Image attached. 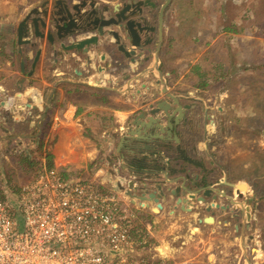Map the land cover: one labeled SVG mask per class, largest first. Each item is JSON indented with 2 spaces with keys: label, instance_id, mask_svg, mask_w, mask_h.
<instances>
[{
  "label": "crops",
  "instance_id": "0c3cea01",
  "mask_svg": "<svg viewBox=\"0 0 264 264\" xmlns=\"http://www.w3.org/2000/svg\"><path fill=\"white\" fill-rule=\"evenodd\" d=\"M177 4L179 19L177 21L172 19L166 27L165 42L158 65H164L170 89L182 94L185 104H194L190 109L179 112L180 118L177 120V125L175 122L174 132L180 137L181 145L186 152L192 158L202 162L203 166L183 161L176 150L177 143L171 136H166L167 144L164 147L134 151L135 146L145 147L148 144L142 139L134 141L135 136H131L130 131L136 130L140 133L142 130L141 126L138 127L133 122L137 119V123H141L146 119L142 118L140 121L141 114L145 113L146 115L151 111L154 101L146 104L143 100L149 90H158L155 81L157 70L151 72L152 74L149 71L145 72L146 70L134 73V70L141 65L139 61L132 62L129 68L123 71L120 86L116 88L89 85L82 91H73L67 98H65L64 92L59 89L54 98V106L49 112L50 119L54 121L53 127L57 126L59 122L87 125L94 139L100 141L96 145L91 142L94 146L86 149L85 152L86 158L89 157L90 161L97 158L106 160L107 167L98 166L94 179L96 181L99 179L98 181L107 185L116 184L119 188V196L130 204V210L135 215L134 221L137 227L149 238L150 253L156 264H223L224 260L230 257V246L234 245V241L232 242L229 237V234L233 233V226L236 223L234 206H231L229 210L224 207H213L211 211H208L206 207L209 202L203 203L189 199L184 189L181 192L186 201L182 204H179L177 197L165 188V194L160 198L161 206L152 200L139 199L144 189L150 192L156 191L157 185L164 179V176L170 178L183 176L184 173H181L180 170L185 167L189 174L186 182L179 180L168 183L166 186L176 188V186L185 183L194 191L210 185L218 187L217 179L212 178L213 174L226 172L215 156L214 147L211 145L214 133L203 134L197 125L200 109L205 110L209 108L208 104L211 105L209 97H204L201 94L208 86V77L216 74L210 72L208 68H204L205 66L199 58L191 62L188 59L191 53L188 48L186 49V44L188 46L196 43L203 44L204 27L203 25L198 27L195 23L188 21V0H177ZM3 12L6 13V11ZM11 12L9 18L7 17L3 22L11 21ZM218 23L212 22L207 28L212 33V45L220 43V48L225 45L229 52V43L234 44V35L237 34V31L229 23L224 26ZM14 62L18 65L17 68H14ZM19 62L20 58L17 63V60L7 55L5 64L0 65V120L6 125L4 127L0 122V127L5 132L0 135V141L9 137L8 132H12L15 127L24 129V132L22 134L14 132L16 134L13 137L28 138L32 127H34V122L22 119L21 116H27L32 111V106L39 110L42 109V102H40L42 88L48 85L46 77L43 76L41 65L32 82H23L22 64L20 70ZM152 63L156 64L157 61L153 59ZM221 66L222 63L219 64L218 69H221ZM218 69L217 73L219 74ZM225 70L229 73V70H234V68L228 64ZM186 75L189 79H186ZM97 77L98 75L92 76L90 81L94 82ZM198 78L201 79L200 82H198ZM217 78L219 77L217 76ZM28 85L29 88H27ZM104 88L115 91L109 96L110 103L102 102L101 93ZM193 97L202 98L204 104L201 105L197 100H188ZM60 103H64V105L60 106ZM176 110L173 113H176ZM67 113H70L71 116H67ZM8 115H11L12 118ZM150 115L148 114V116ZM155 116L157 119H161L162 125L168 124L169 118H166L163 111ZM36 126L42 127L41 123H37ZM155 132L163 134L164 130L161 127V129H155ZM136 138L138 137L136 136ZM91 139L93 138H87V140ZM99 164L102 165V161ZM105 171L108 173L101 176L100 174ZM130 181L134 182L132 189L129 188ZM121 186L125 189H121ZM227 201L228 199L224 197H218V202L221 204H227ZM142 204L145 207H140ZM184 206L192 209L188 211L184 209ZM207 215H212L214 221H204ZM194 229L195 232H193ZM226 231L227 233H225ZM186 246H195V252L189 254L191 250H186ZM182 254L185 259L176 261L175 257Z\"/></svg>",
  "mask_w": 264,
  "mask_h": 264
},
{
  "label": "rangeland",
  "instance_id": "374dc122",
  "mask_svg": "<svg viewBox=\"0 0 264 264\" xmlns=\"http://www.w3.org/2000/svg\"><path fill=\"white\" fill-rule=\"evenodd\" d=\"M26 3V0H0L2 66L7 55L18 63L15 33L20 10ZM188 6V21L198 27H204L203 44H186V49L191 53L188 59L194 62L199 58L204 68L216 74V77H208V86L201 95L209 97L210 103L214 105L211 114L215 123L208 125L207 129L209 133H214L211 145L226 171L218 174L230 182L246 184L248 191L244 188L240 190L245 191L244 195L248 197L252 216L249 228L244 232V240L241 236L242 230L228 233L234 245L230 246V257L224 260L223 264H264V0H188ZM10 11L11 27L9 21L3 22L9 18ZM212 22H219L221 26L229 23L236 29L234 44L229 43V52L225 45L221 48L220 43L212 45V33L207 29ZM220 63L222 66L218 69ZM14 64V68H17L16 62ZM228 64L234 68L229 70V73L225 70ZM222 72L224 74H221ZM186 79H189L187 75ZM200 80L198 78V82ZM67 116L71 114L67 113ZM53 123L51 119L48 124H44L41 134L35 135L34 138L16 136L0 141L3 189L14 197L20 186L31 179L43 160H48L47 154L50 153L54 158V166L64 170L72 179L94 181L106 191L119 190L116 184L107 185L98 181L99 179H94L98 166L107 167V164L104 158L94 161L86 158L85 152L94 144L100 143L94 139L90 128L87 125L82 127L64 122H59L53 127ZM2 126L5 127V123H2ZM35 130L34 126L30 133L34 134ZM14 132L22 133L24 129L15 127L8 134L13 135ZM1 134L5 132L0 127ZM88 137L93 139L87 140ZM24 156H28L34 165L23 164L21 159ZM101 161L102 165L99 164ZM107 173L105 171L100 175ZM214 175L216 176L215 173ZM18 222L19 231H22L23 216L18 217ZM185 249L191 250V254L195 252L196 247L186 246ZM183 259V254L175 257L178 262Z\"/></svg>",
  "mask_w": 264,
  "mask_h": 264
},
{
  "label": "flooded vegetation",
  "instance_id": "af4514ba",
  "mask_svg": "<svg viewBox=\"0 0 264 264\" xmlns=\"http://www.w3.org/2000/svg\"><path fill=\"white\" fill-rule=\"evenodd\" d=\"M26 2L20 10L15 33L20 58L19 69L21 70L23 64V82H32L41 65L43 76L48 83L47 87L42 88L40 101L42 109L32 106L33 109L27 116H21L22 119L34 122L36 130L28 137L40 135L43 125L51 120L49 112L54 106V98L59 89L67 98L73 91H82L89 85L116 88L120 86L123 71L129 68L132 62L139 61L141 64L134 73L141 70L150 73L158 71L155 78L158 90H149L143 100L146 104L154 101L152 109L171 105L180 115L179 112L194 105L185 104L182 94L170 89L164 65H158L165 42L166 27L172 19L175 21L179 19L177 0H26ZM20 24L21 44L18 37ZM126 24L130 26V32L125 29ZM11 26L10 22L9 27ZM129 33L132 35L137 33L140 36L138 46L132 43L133 37L131 38ZM37 55L36 66L30 74ZM153 59L157 61L156 64L152 63ZM95 75L98 77L91 82L90 78ZM105 88L101 93L102 102L110 103L109 96L115 91ZM188 100H197L201 105L204 104L202 98L193 97ZM62 104L64 105L60 103V106H63ZM179 106L183 108L178 111ZM207 106L209 108L205 110L200 109L198 114L200 122L197 121L199 122L197 127L203 134L209 135L207 126H212L215 119L210 110L214 106L212 103ZM8 116L12 118L11 115ZM37 123H41L42 127L36 126ZM13 135L4 140L10 139ZM215 174L216 176L213 174L212 178L217 179L218 187L210 185L213 191L203 203L209 202L206 207L208 211L213 207H224L229 210L234 206L236 223L233 232L242 230L241 236L244 240V232L249 228L252 217L248 197L244 195L245 191L238 187L239 183L230 182L226 177ZM207 187L205 190H208ZM214 195H217L216 199L213 198ZM218 197L228 199L227 204L219 203ZM212 202L219 205L211 206Z\"/></svg>",
  "mask_w": 264,
  "mask_h": 264
},
{
  "label": "built area",
  "instance_id": "2783aa9c",
  "mask_svg": "<svg viewBox=\"0 0 264 264\" xmlns=\"http://www.w3.org/2000/svg\"><path fill=\"white\" fill-rule=\"evenodd\" d=\"M2 178L0 171V264H156L118 190L72 179L48 160L14 197Z\"/></svg>",
  "mask_w": 264,
  "mask_h": 264
},
{
  "label": "water",
  "instance_id": "95a60500",
  "mask_svg": "<svg viewBox=\"0 0 264 264\" xmlns=\"http://www.w3.org/2000/svg\"><path fill=\"white\" fill-rule=\"evenodd\" d=\"M125 29L128 30L130 32V26L128 27L127 24L125 26ZM129 36L132 38L133 37V40H132V43L136 46H138L140 44V40H139V37L137 33H135L134 35L130 34L129 33ZM18 37H19V44H21V40H22V26L21 24L19 25V28H18ZM134 38L136 40H134ZM37 60H38V55L35 57V60L33 62V69L30 71V74L33 73L34 71V68L36 66V63H37ZM24 69L23 67V64H22V70ZM27 88H29V85L27 86ZM11 101V100H10ZM183 108V106H179L178 108V111L181 110ZM160 111H163L166 115V118L168 119V124L167 125H162L161 124V119H157V115ZM174 112V109L172 108L171 105H168L166 107H159V108H154L152 109L151 111H149L146 115L145 113H142V117H140V121L142 120V118H146L145 120H142L141 123H137V119L133 122V124H137V126H141V130L142 132H138L136 130H131L130 131V135L131 136H135V139L134 141L136 142V140L138 139H142L144 141L147 142L148 146H145V147H138V146H135L134 147V151H140V150H154V149H157V148H161V147H164L167 143V137L166 136H171V138H173L175 141H176V150L179 154V157L185 161V162H188L190 164H194V165H198V166H203L202 162L200 161H197L196 159L192 158L187 152L186 150L182 147L181 145V142H180V137L174 132V128H175V122H176V125L178 124L177 123V120H179V115H177V111L176 113H173ZM148 114H151L150 116H148ZM145 116V117H143ZM8 122H10V120H8ZM164 126V127H163ZM162 129L164 130L163 134L159 133V134H156L157 132H155V129ZM136 136L138 138H136ZM150 143V144H149ZM181 173H184L183 176H177L176 178H170V177H167V176H164V179H162L160 181V183L157 185V190L156 191H153V192H150L149 190L145 191L144 189V192L142 193V195L139 197L140 200H143V201H146V200H152L154 202H156L159 206H161V203H160V198L165 194V190L164 188L169 191L173 196H176L177 197V202L179 204H182V203H185V198L183 197L182 195V190L184 189L188 195V198L189 199H193V200H198V201H201V202H204L206 200L207 197H210L211 196V193L213 191V188H211V186L207 187L208 190H205L206 188L203 187L197 191H194L193 189H191L190 186L186 185L185 183L183 185H180V186H176V188H170L168 186H166V184L168 183H174V182H177L179 180H186L189 178V174L187 172V168H182L180 170ZM121 185V184H120ZM234 185V184H233ZM240 185V184H238ZM134 187V182L133 181H130L129 183V188L132 189ZM144 188V187H143ZM240 188V187H239ZM121 189H125L123 186H121ZM201 193V194H199ZM199 194V195H197ZM129 195L131 196V194L129 193ZM214 199L217 198V195H214L213 196ZM213 205H219L215 202H212L211 206ZM184 209L186 210H191L192 208L190 207H186L184 206ZM210 209V207H209ZM204 221L206 222H213L214 221V218L212 215H209L207 217L204 218Z\"/></svg>",
  "mask_w": 264,
  "mask_h": 264
},
{
  "label": "trees",
  "instance_id": "16d2710c",
  "mask_svg": "<svg viewBox=\"0 0 264 264\" xmlns=\"http://www.w3.org/2000/svg\"><path fill=\"white\" fill-rule=\"evenodd\" d=\"M47 158H48V162H49V164H50V165H54L52 154L48 153V154H47ZM21 162H22L23 164L28 165V166H29V165H30V166H31V165H34V162H33L32 160H30L28 156H24V158L21 159ZM62 171L64 172L65 175H67V173H66L64 170H62Z\"/></svg>",
  "mask_w": 264,
  "mask_h": 264
},
{
  "label": "bare ground",
  "instance_id": "6f19581e",
  "mask_svg": "<svg viewBox=\"0 0 264 264\" xmlns=\"http://www.w3.org/2000/svg\"><path fill=\"white\" fill-rule=\"evenodd\" d=\"M239 184H240V185H238V187L244 188V189H246V190L248 189V187L246 186L245 183L240 182Z\"/></svg>",
  "mask_w": 264,
  "mask_h": 264
}]
</instances>
